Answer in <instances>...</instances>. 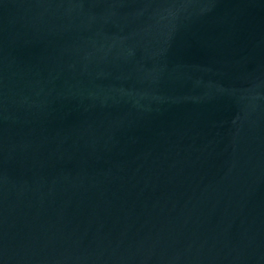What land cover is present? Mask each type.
Listing matches in <instances>:
<instances>
[{
	"label": "water",
	"instance_id": "water-1",
	"mask_svg": "<svg viewBox=\"0 0 264 264\" xmlns=\"http://www.w3.org/2000/svg\"><path fill=\"white\" fill-rule=\"evenodd\" d=\"M0 264H264V0H0Z\"/></svg>",
	"mask_w": 264,
	"mask_h": 264
}]
</instances>
